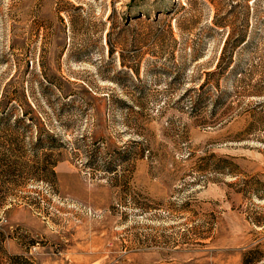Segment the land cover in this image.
<instances>
[{
  "label": "rangeland",
  "instance_id": "obj_1",
  "mask_svg": "<svg viewBox=\"0 0 264 264\" xmlns=\"http://www.w3.org/2000/svg\"><path fill=\"white\" fill-rule=\"evenodd\" d=\"M111 1L112 57L100 31ZM169 1L200 19L191 34L173 30L175 47L152 0L127 28L129 0H0V93L23 88L29 118L43 125L0 128V181L9 176L0 183V264H241L257 244L264 252V97L220 79L193 114L187 90L224 41L200 29L224 3ZM256 3L264 17V0ZM242 62L264 85V66L251 54Z\"/></svg>",
  "mask_w": 264,
  "mask_h": 264
},
{
  "label": "trees",
  "instance_id": "obj_2",
  "mask_svg": "<svg viewBox=\"0 0 264 264\" xmlns=\"http://www.w3.org/2000/svg\"><path fill=\"white\" fill-rule=\"evenodd\" d=\"M93 2L101 0H92ZM152 12L156 15L163 14L169 17L168 22L164 25L165 32L169 35V41L171 44L169 47L177 46L176 40L172 37L173 30L183 34H191L195 30L196 26L199 24V17L190 16L186 17L188 9L186 4H179V9L177 4L170 2L169 0H152ZM211 4H214V0H208ZM251 0H222L224 5L220 8H215V13L212 17L210 24H206L202 27L200 31L208 35L211 32L218 33L220 35V41H223L220 47L218 57L215 64L207 68L203 72V77L200 80L193 81L194 88L187 90L194 94L195 102L191 106V111L194 115L201 113L202 107L206 104L207 93L206 90L219 86L220 79H227L229 77L233 78L236 88L242 89L247 93L248 96L253 98L264 97V85L262 80H254L255 72L257 71L252 68V64L248 62V67L243 68L242 56L244 54H251L256 59V64L258 67L264 66V52L258 47L264 45V17H261V8H256L257 0L252 1V7L249 5ZM189 10L192 9L194 4L188 2ZM228 5V6H227ZM226 6L228 8H226ZM105 10L109 9L108 15L103 17L104 19L100 22V31L102 39H104V45L107 47V52L110 57L113 56L115 51V44L113 42V32L115 29V24L113 18L116 16V10L113 7V1L105 5ZM221 12L222 14H219ZM148 0H129L125 5L124 14L120 17L123 19V26L125 28L131 25V20L139 22L142 16H148ZM69 19V29L71 31V37L68 38L69 43L68 51L71 52V46H73V36L76 34L75 22L73 20V15L68 16ZM174 20V24L171 20ZM158 21L156 17L155 22ZM182 46H187V40L182 39ZM195 45L197 42L191 43L188 47L190 49L191 61H197L200 58L199 53L196 50ZM66 46V44H65ZM75 59H80V53H76ZM171 57V56H170ZM184 76H186L189 71L187 64L183 62ZM33 69V60L30 56H26L24 73L29 72ZM133 74H137V70L130 68ZM198 80V78H196ZM206 89V90H205ZM205 90V91H204ZM211 90V89H210ZM30 98L28 92H25L23 88L18 90L16 88L13 94L7 95L6 91L3 90L0 93V128L8 130L11 126H16L25 122L28 126L35 125L34 122L37 120V129L41 128L39 125L43 126L39 122V118L34 119L29 118L30 111L34 112V108L28 102ZM218 102V100H215ZM26 109H25V108ZM20 112L19 117L14 116L15 112ZM219 112L218 104L213 103L210 115L215 117ZM40 123V124H39ZM39 124V125H38ZM36 138L41 139L40 133L37 130ZM52 137V136H51ZM8 143H12L17 140V137L13 134L5 136ZM51 176L55 177L54 172H51ZM9 178L8 175L2 176V181L4 183ZM35 179H40L41 181H47L48 178L43 176L36 177ZM1 180V176H0ZM255 226H260L261 222H254ZM262 245L257 244L253 248L245 251L241 255V264H259L264 260V252L262 250Z\"/></svg>",
  "mask_w": 264,
  "mask_h": 264
}]
</instances>
